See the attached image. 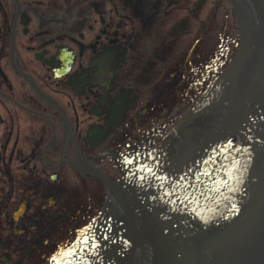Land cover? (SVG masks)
Listing matches in <instances>:
<instances>
[{"label": "flooded vegetation", "instance_id": "1", "mask_svg": "<svg viewBox=\"0 0 264 264\" xmlns=\"http://www.w3.org/2000/svg\"><path fill=\"white\" fill-rule=\"evenodd\" d=\"M227 0H0V264H56L224 68Z\"/></svg>", "mask_w": 264, "mask_h": 264}, {"label": "water", "instance_id": "2", "mask_svg": "<svg viewBox=\"0 0 264 264\" xmlns=\"http://www.w3.org/2000/svg\"><path fill=\"white\" fill-rule=\"evenodd\" d=\"M227 1L234 57L56 264H264V0Z\"/></svg>", "mask_w": 264, "mask_h": 264}, {"label": "snow or ice", "instance_id": "3", "mask_svg": "<svg viewBox=\"0 0 264 264\" xmlns=\"http://www.w3.org/2000/svg\"><path fill=\"white\" fill-rule=\"evenodd\" d=\"M145 170H146V171H149V172L151 171L150 169H145ZM165 179H166V177H165ZM83 242L86 243V242H87V239H85V241H83Z\"/></svg>", "mask_w": 264, "mask_h": 264}]
</instances>
